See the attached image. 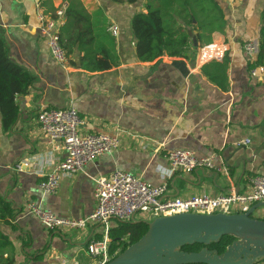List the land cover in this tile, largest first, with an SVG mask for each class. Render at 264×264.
Here are the masks:
<instances>
[{"label": "crops", "instance_id": "0c3cea01", "mask_svg": "<svg viewBox=\"0 0 264 264\" xmlns=\"http://www.w3.org/2000/svg\"><path fill=\"white\" fill-rule=\"evenodd\" d=\"M80 1L88 13L100 14L96 21L105 23L106 44L117 57L109 70L86 71L75 48L67 56L64 52L62 63L52 57L38 17L54 18L66 7L65 0H0V36L9 58L37 78L29 93L16 100L15 125L7 133L0 128V197L16 211L15 230L2 225L0 230L12 242L14 264H98L86 244L100 238L102 228L50 231L26 206L34 203L61 218H86L95 208L96 180L114 171L151 185L166 184L167 198L243 193L252 176H264V76L251 78V60L241 49L244 42L258 40L264 0H215L226 21L224 34L212 35V41L227 47L226 90L201 74L203 65L194 54L149 63L137 59L130 25L146 0ZM63 22L64 15L57 31ZM69 107L84 119L83 133L116 136L119 146L44 195L38 183L63 153L41 134L36 114L42 108ZM246 139L249 144L243 146ZM173 150L210 158L219 170L168 177L164 155ZM255 216L264 218V210ZM22 239L29 241L24 248Z\"/></svg>", "mask_w": 264, "mask_h": 264}, {"label": "built area", "instance_id": "2783aa9c", "mask_svg": "<svg viewBox=\"0 0 264 264\" xmlns=\"http://www.w3.org/2000/svg\"><path fill=\"white\" fill-rule=\"evenodd\" d=\"M64 9L57 11L54 18L38 17L41 33L47 38L49 51L59 63L64 62V50L59 44L57 24L63 18ZM114 32V30H113ZM258 40L246 41L242 51L254 62L258 54ZM227 47L223 42L211 41L202 45L195 53L201 65L210 61L223 60ZM251 78L264 76V66L249 70ZM39 131L53 145L60 146L63 156L52 170L38 183L44 195L55 193L58 183L63 178H70L82 168L103 154L117 150L119 140L116 136L101 133H83L84 119L72 108H42L36 114ZM243 146L249 140H243ZM167 161V176L177 172H191L203 168L219 170L210 158H197L185 150H173L164 155ZM167 185H151L140 177L121 171H114L108 177L95 182L93 197L95 208L86 218L69 219L55 216L49 210L34 203L28 204L27 210L33 213L40 224L47 230L73 231L83 230L89 225L102 228L100 239H92L86 244L88 255L98 258V264H105L108 257L109 230L111 223L133 224L146 223L159 217L178 214H243L257 204L264 203V176L255 175L248 181V190L243 193H230L210 197L207 195L189 198H167Z\"/></svg>", "mask_w": 264, "mask_h": 264}, {"label": "trees", "instance_id": "16d2710c", "mask_svg": "<svg viewBox=\"0 0 264 264\" xmlns=\"http://www.w3.org/2000/svg\"><path fill=\"white\" fill-rule=\"evenodd\" d=\"M116 4H135L140 0H109ZM64 22L58 29L61 48L67 56L75 48L86 71L109 70L117 65L113 49L106 44L103 25L95 15L88 13L80 0H65ZM97 17V18H98ZM258 54L250 62L248 70L264 66V7L260 13ZM225 16L215 0H146L142 12L131 19V34L135 42V53L141 63H149L162 56L188 59L202 46L211 43L212 35H223ZM193 40L196 45H193ZM226 54L221 62L210 61L201 67V74L222 90L227 89ZM37 78L21 66L12 62L0 36V128L9 132L19 114L17 98L26 96ZM16 211L0 197V225L15 230L12 224ZM146 226L115 223L109 230L108 257L113 259L145 233ZM96 239H100L97 237ZM232 238L221 237L217 244L207 246L209 250L222 253L231 244ZM28 240H21L24 248ZM199 245L185 246L181 250L196 252ZM40 260V257L35 258ZM15 254L10 238L0 230V264H14Z\"/></svg>", "mask_w": 264, "mask_h": 264}, {"label": "water", "instance_id": "95a60500", "mask_svg": "<svg viewBox=\"0 0 264 264\" xmlns=\"http://www.w3.org/2000/svg\"><path fill=\"white\" fill-rule=\"evenodd\" d=\"M258 210H264V203L243 214L185 213L156 218L144 223L146 231L137 242L105 264H259L264 262V218L253 215ZM224 236L232 242L222 253L207 248ZM192 245L201 248L181 250Z\"/></svg>", "mask_w": 264, "mask_h": 264}, {"label": "rangeland", "instance_id": "374dc122", "mask_svg": "<svg viewBox=\"0 0 264 264\" xmlns=\"http://www.w3.org/2000/svg\"><path fill=\"white\" fill-rule=\"evenodd\" d=\"M253 215L255 216V213Z\"/></svg>", "mask_w": 264, "mask_h": 264}]
</instances>
